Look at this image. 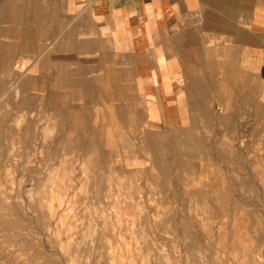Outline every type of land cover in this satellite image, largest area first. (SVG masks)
I'll list each match as a JSON object with an SVG mask.
<instances>
[{
	"label": "rangeland",
	"instance_id": "374dc122",
	"mask_svg": "<svg viewBox=\"0 0 264 264\" xmlns=\"http://www.w3.org/2000/svg\"><path fill=\"white\" fill-rule=\"evenodd\" d=\"M35 4L0 0V264H264V83L161 102Z\"/></svg>",
	"mask_w": 264,
	"mask_h": 264
},
{
	"label": "crops",
	"instance_id": "0c3cea01",
	"mask_svg": "<svg viewBox=\"0 0 264 264\" xmlns=\"http://www.w3.org/2000/svg\"><path fill=\"white\" fill-rule=\"evenodd\" d=\"M27 1L42 2L31 6L48 9L52 30L80 42V55L122 58L161 102L206 73L264 83L261 0Z\"/></svg>",
	"mask_w": 264,
	"mask_h": 264
}]
</instances>
